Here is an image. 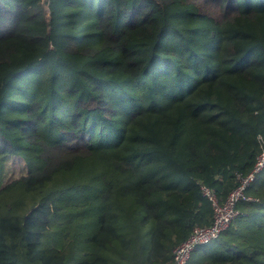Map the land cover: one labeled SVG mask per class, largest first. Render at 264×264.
<instances>
[{
	"label": "trees",
	"instance_id": "16d2710c",
	"mask_svg": "<svg viewBox=\"0 0 264 264\" xmlns=\"http://www.w3.org/2000/svg\"><path fill=\"white\" fill-rule=\"evenodd\" d=\"M263 138L264 0H0V264H171ZM246 192L198 264H264Z\"/></svg>",
	"mask_w": 264,
	"mask_h": 264
},
{
	"label": "built area",
	"instance_id": "2783aa9c",
	"mask_svg": "<svg viewBox=\"0 0 264 264\" xmlns=\"http://www.w3.org/2000/svg\"><path fill=\"white\" fill-rule=\"evenodd\" d=\"M264 139V138H263ZM264 168V151L255 158L252 171L246 176L238 177V184L223 201H220L214 191L206 186L201 187L212 209V221L207 226H194L190 234L172 251L171 264H188L191 254L196 248L206 246L215 241L225 232L239 216L237 205L241 202L257 201L247 195L248 187L255 181Z\"/></svg>",
	"mask_w": 264,
	"mask_h": 264
},
{
	"label": "rangeland",
	"instance_id": "374dc122",
	"mask_svg": "<svg viewBox=\"0 0 264 264\" xmlns=\"http://www.w3.org/2000/svg\"><path fill=\"white\" fill-rule=\"evenodd\" d=\"M26 165L24 164L23 160L20 157H14L12 159H9L7 164L4 165V168L2 170V183H8L11 180H14L23 174H26ZM85 218L83 216H80L76 221H74V228L77 227V224L83 223ZM72 223V224H73ZM72 227H70L71 230ZM191 259V258H190ZM78 260V255H75V259L73 260V264ZM194 260V259H193ZM202 260V259H201ZM190 261V260H189ZM197 262V259H196ZM191 264V261L188 262Z\"/></svg>",
	"mask_w": 264,
	"mask_h": 264
},
{
	"label": "crops",
	"instance_id": "0c3cea01",
	"mask_svg": "<svg viewBox=\"0 0 264 264\" xmlns=\"http://www.w3.org/2000/svg\"><path fill=\"white\" fill-rule=\"evenodd\" d=\"M205 247H206L205 250H210V249H212L213 244H212V245H211V244H208V245L205 246ZM207 248H208V249H207ZM203 251H204V250H203V247H198V248L195 249V251L193 252V254H192V256H191V259H190L191 264H198V263H199ZM193 259H194V260H193ZM196 259H197V262H196ZM190 261H189V262H190ZM188 264H189V263H188Z\"/></svg>",
	"mask_w": 264,
	"mask_h": 264
}]
</instances>
